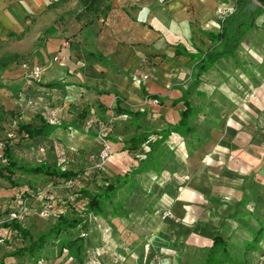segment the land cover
I'll return each instance as SVG.
<instances>
[{
  "label": "crops",
  "instance_id": "0c3cea01",
  "mask_svg": "<svg viewBox=\"0 0 264 264\" xmlns=\"http://www.w3.org/2000/svg\"><path fill=\"white\" fill-rule=\"evenodd\" d=\"M235 1L108 0L105 16L84 21L76 17L81 7L79 0H0V62L15 53L21 57L29 56L27 59L43 67L40 78L28 88H33L43 102H30L32 113L24 119L30 121L34 113L40 112L56 124L51 134L29 140L45 142L40 149L48 153H96L99 148V130L96 135L94 125L100 127L101 124H107L100 120V104H103L108 107L107 114L116 120L107 129L114 154L121 155L123 159L127 155L131 160V165L127 167L122 163L114 166L109 162L113 165L111 170L108 169L109 173L123 174L136 166V157L148 147L143 146L144 149L137 152L122 149L124 140L135 132L149 131L153 123L161 122L166 126L179 121L180 111L184 107L180 100L182 89L194 79L196 65L203 58L204 52L214 47L212 35L220 32L223 12L226 7H234ZM253 29L264 31V24L257 21L256 27L246 33L241 44L246 43L249 48L255 46L252 39H248L249 33L256 32ZM243 52L238 51L234 57H222L205 71L198 87L200 94L204 91L209 95L215 88H219L238 104L240 97L236 89L226 83H209L204 79L210 76L213 78V75L220 79L223 75L230 78L234 72L239 71L245 78L254 81L256 76L250 68L251 61L240 58ZM247 52L245 50V54ZM22 60L10 62L4 69L0 68V97L10 96V99L19 101V90L25 85V70L20 65ZM253 67L264 73V57ZM53 83L56 84L51 85ZM253 90L259 93L264 88L261 86ZM200 96L195 99L198 104ZM117 97L122 107L133 111L146 110L142 128L132 124L130 115H115ZM153 98H158L161 105L152 103ZM248 101L251 100L246 99L247 104ZM0 103L6 109L18 106L12 105L10 101L6 103L1 98ZM79 107L91 109L82 126L75 121ZM1 126H7L4 119ZM162 127L159 126L155 131ZM155 137L154 134L150 136L153 139ZM176 138L179 140L172 147L169 141ZM167 142L174 148L179 165L174 173L165 170L161 176L154 170L137 173V184L147 192L154 193L151 190L153 184L159 181H166L173 186L180 182L185 184L183 176L190 171V164L193 167L196 164L199 166L204 156L205 151L201 149L203 145L188 155L187 140L177 133H173ZM81 155L76 161L88 165V161ZM6 200L0 203V219L6 218L10 211L5 204ZM5 230L10 239L12 231L8 228ZM125 231L126 228L122 235H125ZM57 264L64 263L59 258Z\"/></svg>",
  "mask_w": 264,
  "mask_h": 264
},
{
  "label": "rangeland",
  "instance_id": "374dc122",
  "mask_svg": "<svg viewBox=\"0 0 264 264\" xmlns=\"http://www.w3.org/2000/svg\"><path fill=\"white\" fill-rule=\"evenodd\" d=\"M234 8L235 5L231 8L226 7L222 17ZM257 21L264 24V13L257 18ZM257 27L261 28L260 25ZM256 32L253 33L254 35L248 34V39H252L255 46L250 49L247 42L248 46L243 43L238 50L244 51L240 54L241 59L246 58L251 61L250 68L254 70L256 76L254 81L251 78H245L239 71L234 72L230 78H225L223 75L220 79L213 75V78L210 76L204 79L209 83L210 81L219 84L226 83L227 86L238 91L240 98L236 104L219 88H215V91L209 95L201 91L198 104L200 122L209 129L207 142L201 148L205 151H202L204 156L199 166L196 164L193 167L192 163L190 164L191 173L188 171V174L183 176L185 184L173 186L166 181L153 184L151 190L155 194L153 193L154 197H150V201H156L155 206L166 207L167 211L164 216L159 219L147 212L137 214L132 212L130 213L133 217L132 222L126 218H115L111 223H107L100 215H90L87 228L93 235L91 238L94 243L104 240L111 246H117L125 236L122 235V231L130 226L133 231L146 232L145 238L149 242V248L157 252L160 264H197L208 255L214 238L220 234V237L227 243L228 251L233 255L238 258H250L251 263L264 264V253H262L264 252V232L259 231L257 215L262 221L264 219L257 212V203L252 195L253 183L259 182L262 185L259 192L264 196V90L259 93L253 92V89L257 87L264 88V73L253 67L264 57V46H262L264 31ZM245 50L248 51L247 54ZM28 88L26 84L22 85V90ZM32 90L33 88L29 90V97L24 95L17 102L14 98L10 99V96L6 98L1 95L0 98L6 103L10 101L12 105H18L17 108L22 117L26 118L32 113L29 107L30 102L35 100L39 103L43 102L37 97L36 91ZM246 99L251 101L247 104ZM158 104L161 105V102L159 101ZM211 110L214 112H210ZM145 124L147 125V122ZM159 126L164 127L165 125L161 122L153 123L149 131L157 130ZM177 140L179 138L171 139L170 145L173 147L178 142ZM97 143L100 148L101 144L98 140ZM44 145L45 142L29 139L17 143L15 145L17 160L32 164L40 161L56 162L79 168L80 162L76 160L81 154H54L51 151L48 153L40 149ZM112 150V154L104 163L107 170L112 169L111 163L114 166H119L120 163L125 164L126 167L131 165V160L127 155L123 159L121 155L114 154V148ZM245 157L247 161L244 160ZM19 175L20 172L17 171L14 178ZM97 178L98 183L101 184L100 175ZM35 184L36 189L44 192L43 198L56 201L70 195L72 198L77 197L75 190L83 185V180H80L79 184L73 188H66L62 179L38 175ZM26 188L28 187L23 186L15 189L8 181L0 177V203L13 192H21ZM88 188L94 189L95 185L90 184ZM143 199L136 200L134 205L140 207ZM27 201L30 210L28 211L29 218L34 220L33 233L46 230L55 221V213L51 212L47 217L42 214L43 208L47 207V203L44 205L42 199L38 200L31 196ZM59 205L60 203H55L54 210H58ZM74 232L80 233L82 230L76 228ZM4 237L8 239L6 234ZM255 238L259 239V248L246 253L245 242ZM8 240H11V237ZM22 244L23 241L17 238H12L10 242L4 240L0 245V256ZM121 246H124V243ZM125 251L129 252V249ZM128 256V262L131 264L135 262L132 256ZM59 258L61 263L76 264L75 259L65 250L60 257L50 259V264H57Z\"/></svg>",
  "mask_w": 264,
  "mask_h": 264
},
{
  "label": "trees",
  "instance_id": "16d2710c",
  "mask_svg": "<svg viewBox=\"0 0 264 264\" xmlns=\"http://www.w3.org/2000/svg\"><path fill=\"white\" fill-rule=\"evenodd\" d=\"M80 8L76 17L84 21H92V18L105 16L107 14L108 0H79ZM249 0H236L233 11L225 14L221 19V30L213 34L215 42L214 47L204 52L203 58L197 63L196 75L191 83L182 89L180 100L184 107L180 111V119L175 124H166L162 129L155 131L135 132L128 139L124 140L122 149L137 152L142 150L136 159L138 164L132 166L123 174H110L106 167H95L98 160V151L92 154L81 155L88 161L89 165H82L79 168L40 161L35 164L19 162L16 158L14 146L26 139H32L39 135H49L53 132L56 124L50 122L40 112L34 113L30 121H26L19 108L6 109L0 103V142L3 143L2 151L6 157V163L0 162V177L8 181L12 187L18 189L27 186L21 192H13L7 199L11 200L18 194L20 197H28L38 193L36 189V177L38 175L47 176L52 179H62L65 183L68 180H74L77 177L83 180V185L76 191L75 198L72 195L59 198L55 203H60L59 209L54 210L53 206L50 212L55 213V221L44 231L33 233L34 220L27 218L25 221L11 219L3 224V227L12 231V238L21 239L22 246L16 247L0 256V264H47L50 259L60 257L67 250L77 262V264H131L127 261L128 255L135 260L132 264H160L157 252L150 250L149 242L145 238L144 231H133L130 226L126 227V234L122 242L117 246H111L104 240H98L94 243L93 237L87 228V222L90 215H100L109 223L113 218H126L132 222L130 213L147 212L150 215L161 219L166 213V207L156 205V201H150L154 197L153 193L144 190L135 179V175L140 172L154 170L158 176H161L165 170H171V173L177 169L179 163L176 160L174 148L168 144V139L173 133L186 138L188 145V155H191L196 149L205 144L208 139L209 129L200 122V108L195 99H199L200 91L198 87L201 84V75L211 68L217 60L222 57L236 56L247 31L256 26L257 18L264 13V3L260 4L255 10H243L244 5ZM27 60L29 56L21 57L19 54H9L0 62V68L4 69L10 62ZM21 61V62H22ZM53 83L51 85H55ZM20 99L25 95L29 97V89H20ZM105 92V91H102ZM26 97V99L28 98ZM154 97H157L154 95ZM117 105L114 107L115 115L127 114L131 116L133 125L142 128V118L146 110L133 111L129 108L120 106V98L117 97ZM177 101H174L176 103ZM101 105L100 120L111 126L116 120L107 114V106ZM210 112H214L211 110ZM91 113L89 107L77 108L75 121L81 126L85 119ZM3 119L7 126L2 127ZM104 123V124H105ZM103 127L106 125L101 124ZM94 125V130L102 128ZM12 133L9 136L8 133ZM107 130L105 136L111 141ZM156 137L150 138L152 135ZM111 143V142H110ZM94 157L91 158L90 156ZM89 168V170H87ZM19 171L20 175L14 178L15 173ZM100 175L102 182L98 183ZM31 176V178H29ZM90 184L95 185L94 189L88 188ZM183 182L177 184L182 185ZM66 187V186H65ZM262 185L254 182L252 186V195L256 201L257 212L264 216V196L259 195ZM68 188V187H66ZM73 188V187H72ZM143 199L140 207L135 206L138 199ZM50 202V201H49ZM9 210V209H8ZM255 213L256 215L258 213ZM260 233L264 232V220L259 216ZM80 228L82 232H74V229ZM132 234V235H131ZM5 238V241H11ZM259 239L255 238L245 242L246 253L250 250L259 248ZM124 243V246H121ZM129 249V252L125 250ZM93 253V254H92ZM264 253V252H262ZM127 255V256H126ZM202 261L197 264H256L251 263L250 258H238L227 249V243L220 237V234L213 240L209 253Z\"/></svg>",
  "mask_w": 264,
  "mask_h": 264
},
{
  "label": "built area",
  "instance_id": "2783aa9c",
  "mask_svg": "<svg viewBox=\"0 0 264 264\" xmlns=\"http://www.w3.org/2000/svg\"><path fill=\"white\" fill-rule=\"evenodd\" d=\"M20 65H21V68L25 70V84L27 85V87L31 86L33 81L38 80L40 78L42 69H43L40 63L27 59V60L22 61ZM136 77L137 76L135 74V78ZM151 101L152 103H158L159 99L153 98ZM107 129H108V126H105L99 129L98 141L100 142L101 147H100V150L97 156L99 161L95 163V167H105L104 165L105 161L110 157V155L113 152L112 145L105 136ZM8 135L12 136V133L10 132L8 133ZM2 145L3 143L0 142V162L6 163V157L3 154ZM90 157L93 158L94 156L91 155ZM79 182H80V178L77 177L74 180H68L67 183H65V185L68 188H72L75 185L79 184ZM43 195H44V192L39 190L38 193L32 194L31 196H34L38 200L42 199L44 201L43 202L44 205L47 203V207L43 208L42 210V214L47 217V216H50L51 214L50 208L51 206L55 204V200H52L51 198H47L48 200H46V198L42 197ZM31 196L24 198V197H20V195L18 194L15 198L11 200L7 199L5 201V204L8 205L10 211L8 212V215L6 216V218L0 219V245L5 240L4 236H5L6 228L3 227V224L6 222V220L17 219L19 221H25L27 218L30 217L29 212H28L30 210H29L27 200ZM64 250L65 252L67 251L66 249ZM7 264H13V263L9 262ZM47 264H50V262H47Z\"/></svg>",
  "mask_w": 264,
  "mask_h": 264
},
{
  "label": "water",
  "instance_id": "95a60500",
  "mask_svg": "<svg viewBox=\"0 0 264 264\" xmlns=\"http://www.w3.org/2000/svg\"><path fill=\"white\" fill-rule=\"evenodd\" d=\"M264 0H249L243 7V10H255Z\"/></svg>",
  "mask_w": 264,
  "mask_h": 264
}]
</instances>
